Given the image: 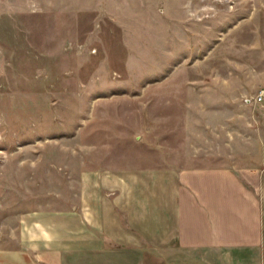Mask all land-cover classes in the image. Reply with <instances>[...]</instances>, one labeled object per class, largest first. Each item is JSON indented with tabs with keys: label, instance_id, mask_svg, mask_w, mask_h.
<instances>
[{
	"label": "rangeland",
	"instance_id": "obj_1",
	"mask_svg": "<svg viewBox=\"0 0 264 264\" xmlns=\"http://www.w3.org/2000/svg\"><path fill=\"white\" fill-rule=\"evenodd\" d=\"M262 90L264 0H0V252L109 189L89 175L263 169Z\"/></svg>",
	"mask_w": 264,
	"mask_h": 264
},
{
	"label": "crops",
	"instance_id": "obj_2",
	"mask_svg": "<svg viewBox=\"0 0 264 264\" xmlns=\"http://www.w3.org/2000/svg\"><path fill=\"white\" fill-rule=\"evenodd\" d=\"M89 179L109 191L88 193L50 230L40 226L38 240L0 252V264H224L227 255L264 254V168L170 166Z\"/></svg>",
	"mask_w": 264,
	"mask_h": 264
},
{
	"label": "built area",
	"instance_id": "obj_3",
	"mask_svg": "<svg viewBox=\"0 0 264 264\" xmlns=\"http://www.w3.org/2000/svg\"><path fill=\"white\" fill-rule=\"evenodd\" d=\"M257 101L258 102H263L264 101V90L260 91V93L258 94Z\"/></svg>",
	"mask_w": 264,
	"mask_h": 264
}]
</instances>
